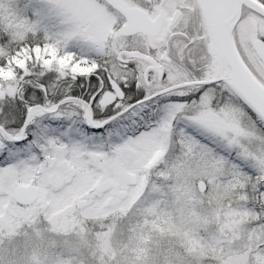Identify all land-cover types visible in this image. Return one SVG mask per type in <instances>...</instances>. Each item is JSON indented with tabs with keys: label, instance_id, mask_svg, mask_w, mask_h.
Returning a JSON list of instances; mask_svg holds the SVG:
<instances>
[{
	"label": "snow or ice",
	"instance_id": "snow-or-ice-1",
	"mask_svg": "<svg viewBox=\"0 0 264 264\" xmlns=\"http://www.w3.org/2000/svg\"><path fill=\"white\" fill-rule=\"evenodd\" d=\"M0 264H264V0H0Z\"/></svg>",
	"mask_w": 264,
	"mask_h": 264
}]
</instances>
